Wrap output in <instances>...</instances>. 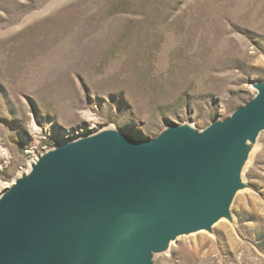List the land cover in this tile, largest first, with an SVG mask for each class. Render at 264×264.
<instances>
[{
	"label": "rangeland",
	"instance_id": "rangeland-1",
	"mask_svg": "<svg viewBox=\"0 0 264 264\" xmlns=\"http://www.w3.org/2000/svg\"><path fill=\"white\" fill-rule=\"evenodd\" d=\"M263 81L264 0H0V183L77 129H203ZM243 177L233 224L155 264H264V134Z\"/></svg>",
	"mask_w": 264,
	"mask_h": 264
},
{
	"label": "water",
	"instance_id": "water-1",
	"mask_svg": "<svg viewBox=\"0 0 264 264\" xmlns=\"http://www.w3.org/2000/svg\"><path fill=\"white\" fill-rule=\"evenodd\" d=\"M226 118L137 140L107 127L50 146L0 193V264H155L182 236L233 224L264 132V81Z\"/></svg>",
	"mask_w": 264,
	"mask_h": 264
},
{
	"label": "bare ground",
	"instance_id": "bare-ground-1",
	"mask_svg": "<svg viewBox=\"0 0 264 264\" xmlns=\"http://www.w3.org/2000/svg\"><path fill=\"white\" fill-rule=\"evenodd\" d=\"M89 121H91V119L89 120ZM36 130V129H35ZM264 133H261L260 134V136H259V138L257 139V142H256V145H255V148H254V150H253V152L251 153V156H250V162L254 159V157H255V155L257 154V151H258V149L260 148V137H261V135H263ZM6 153V152H5ZM10 185H11V183H9V184H1L0 183V190H2L3 188H5V189H7L8 187H10ZM240 193H242V192H240ZM219 223V222H218ZM215 226V225H214ZM214 226H213V228H214ZM218 230L219 232H220V237L222 238L223 236H225L226 238H228L226 235H225V233H226V226H225V223L224 222H221L220 223V225H217L216 227H215V230ZM201 236H199L198 238H200ZM197 238V239H198ZM226 238H225V240H226ZM224 239V238H223ZM229 239V238H228ZM203 240V239H202ZM221 240V239H220ZM221 242V241H220ZM222 247H223V245H222ZM226 249H227V247H226ZM195 250V252L196 251H198V249L197 248H195L194 249ZM227 251H228V249H227ZM226 251V252H227ZM171 251H170V249L168 250V254L170 253ZM243 253V252H242ZM218 256V255H217ZM220 256H222V255H220ZM242 263V262H241ZM204 264V263H203ZM209 264V263H208Z\"/></svg>",
	"mask_w": 264,
	"mask_h": 264
},
{
	"label": "built area",
	"instance_id": "built-area-1",
	"mask_svg": "<svg viewBox=\"0 0 264 264\" xmlns=\"http://www.w3.org/2000/svg\"><path fill=\"white\" fill-rule=\"evenodd\" d=\"M91 130H83V129H77V131H74L71 135L66 136L65 138L67 139H74V138H78L84 135H87L88 133H90ZM50 146H44L42 148H40L39 150L35 151L33 155L30 156V160H35L37 159L43 152H45ZM27 167V166H26ZM25 167V168H26Z\"/></svg>",
	"mask_w": 264,
	"mask_h": 264
}]
</instances>
